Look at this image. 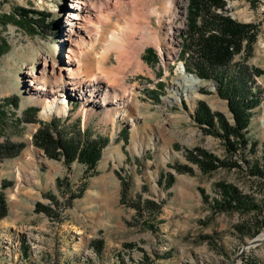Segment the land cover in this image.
<instances>
[{
  "label": "rangeland",
  "instance_id": "374dc122",
  "mask_svg": "<svg viewBox=\"0 0 264 264\" xmlns=\"http://www.w3.org/2000/svg\"><path fill=\"white\" fill-rule=\"evenodd\" d=\"M73 1L0 0V104L5 112L0 143L25 144L17 157L0 163V185L2 180L11 182L6 196L4 193L7 215L0 220V264H264V242L256 241L264 229L254 237L243 234L236 227L246 216L237 212L214 215L202 199L203 194L209 199L217 197L214 185L219 182L232 184L243 193L253 192L260 199L264 193L250 189L256 180L236 168L205 173L185 157L186 151L201 148L220 160L226 158L222 142L206 135L193 120L199 101L205 102L211 111L230 117L214 81H203L185 71L184 65L193 60L189 61L188 56L182 58L183 53L189 56L195 53L187 14L190 0H181L183 19L178 22L182 21V28L174 35L173 53L166 56V49L148 44L141 53L147 70L133 73L134 64L130 61L111 81L110 93L111 88L122 86L130 93L128 99L131 98V103L124 106L128 107L124 109L125 118L115 125L108 121L109 111L85 119L80 94L58 101L68 102L65 114L47 116H41L42 106L28 95L27 73H37L44 58L62 57L63 39L68 33L65 21L73 11ZM92 1L100 5L106 0ZM108 1L110 9L117 4V0ZM120 1L125 4L128 0ZM263 3L264 0H226L223 10L216 11L256 28L250 55L245 57L244 42L229 66L231 75L241 64L264 71ZM18 8L27 11L28 22L18 19L15 10ZM33 12L44 14L46 26H34ZM151 21L154 22L153 18ZM108 22L118 23L109 32L127 24L130 43L136 44L140 39L143 22L135 11L125 9L122 16L113 13ZM131 56L133 53L124 55L123 62L131 60ZM63 60L62 57L61 64ZM118 67L116 54L112 53L106 70ZM183 75L186 81L199 82L192 90L196 99L191 104L186 96H178V101L166 104L164 99L171 93L174 81ZM255 84L260 88L261 101L253 110L247 137L260 145L264 142V73L255 77ZM11 98H17V108L11 106ZM5 99L7 102H1ZM136 103L139 107H134ZM30 107L37 108L36 123H30V113L25 112ZM52 121L61 131L80 134L85 131L92 139L107 141L96 174L85 176V168L77 163L68 172L62 162L48 159L41 149L33 146L32 136L40 123ZM259 145L254 157L261 155ZM185 165L192 173L178 174L171 168ZM164 174L174 175L169 188L165 187L164 179L159 181ZM66 175L73 191H78L83 183L86 185L82 197L70 206L60 205L69 195L60 193L55 185L56 178ZM118 175L130 184V201L141 196L160 205L155 218L147 219L146 212L139 217L130 204L120 202ZM15 188L26 194H20V205L10 199ZM49 194L55 195L59 205L45 197ZM37 202L49 206L55 212L53 217L36 212ZM94 241L102 242L100 253L93 247Z\"/></svg>",
  "mask_w": 264,
  "mask_h": 264
},
{
  "label": "trees",
  "instance_id": "16d2710c",
  "mask_svg": "<svg viewBox=\"0 0 264 264\" xmlns=\"http://www.w3.org/2000/svg\"><path fill=\"white\" fill-rule=\"evenodd\" d=\"M226 0H190L187 14L189 22V32L192 37V45L195 47V55L189 56L184 52L182 58L190 57L191 64H185V71L193 73L203 81H211L217 85L218 96L226 102L230 117L223 113L213 112L205 102L199 101L193 116V120L203 128L206 135L218 138L224 146L226 158L220 160L213 154L201 149L194 148L186 151V159L192 164H196L205 172H212L218 168H236L245 171L248 178L255 183L250 189L264 193V142L260 145L257 141H252L247 137L248 129L253 110L258 106L261 99L260 88L255 84V77L261 76L264 71L260 69H250L241 64L237 66L235 74L231 75L230 64L236 54L240 53L244 44L245 57L249 56L252 45L255 41V25L239 23L229 16L219 14L222 11ZM264 4V3H263ZM19 14V20L28 22L27 11L15 9ZM36 17L31 19L35 27L46 26V19L42 13L33 12ZM14 17V16H13ZM45 17V16H44ZM46 18V17H45ZM153 60L157 61L153 50L149 49ZM8 99L1 100L5 103ZM12 107L17 108V98L9 99ZM26 114L30 113V123H36L34 117L37 112L36 107L26 109ZM3 108L0 104V125L4 126ZM231 119V122L230 120ZM34 147L41 149L48 159L62 162L68 172H71L72 165L77 163L82 165L85 176L96 174V168L102 155V150L107 141L101 138L92 139L83 131L65 132L59 130L56 122L49 124L40 123L39 128L32 136ZM258 145L260 146V156L254 157ZM24 143H13L5 141L0 143V163L8 158H15L24 149ZM239 159V162L236 161ZM176 173H192L188 166L171 167ZM120 202L130 204L139 217H143L146 212L147 219L155 218L160 211V205L151 200H144L137 196L134 201L128 199L130 184L120 177ZM164 179L166 188L171 187L174 182V175L164 174L160 180ZM55 185L60 193L69 195L63 204L70 206L72 202L81 198L86 185L83 183L78 191H73L69 178L66 176L55 179ZM11 186V182L2 180L0 185V220L7 215V203L4 190ZM214 190L218 196L209 199L203 194V202L208 206L212 214L234 213L246 216L237 225V229L244 233H249L252 237L257 236L264 229V197L257 199L253 192L243 193L236 186L219 182L215 183ZM47 199L59 205L55 195H45ZM36 212H44L53 217L55 213L49 206L37 202ZM145 215V214H144ZM101 241H94L93 247L100 253ZM26 254L27 249L24 248Z\"/></svg>",
  "mask_w": 264,
  "mask_h": 264
},
{
  "label": "bare ground",
  "instance_id": "6f19581e",
  "mask_svg": "<svg viewBox=\"0 0 264 264\" xmlns=\"http://www.w3.org/2000/svg\"><path fill=\"white\" fill-rule=\"evenodd\" d=\"M139 1L128 0L124 4L117 0V4H113V9H110L108 0L100 5L92 0L73 1V11L68 14L65 21L68 28V33L63 39L65 48L60 55L65 60L61 64L62 57L61 59L44 58L42 67L37 73H27L28 95L42 106L41 116L65 114L68 102L58 101L64 97L70 98L72 95L80 94L85 119L94 117L97 112L102 115L108 111L111 113L108 121L113 125L119 119L125 118L124 109L128 107L124 106L131 99H128L130 93L122 86L111 88L110 93L109 86L113 87L111 81L121 73L120 69H125L131 64L130 61L134 64H132L133 73L147 70L141 61V53L148 44L158 49L160 47L166 49L165 55L170 56L175 43L174 35L182 28V21L178 22L183 19L181 0ZM125 9L135 11L143 22L140 39L136 44H133V41L130 43L127 24L122 27L118 25L115 32H109L118 24L121 17L114 25H111L112 22H108V19L113 13L124 15ZM152 18L154 22L151 21ZM145 38L150 40L145 41ZM97 45L98 50L95 51ZM112 53L116 54L119 67L106 70V63ZM129 53H133V56L124 63L123 56H129ZM186 80L183 75L174 81L170 89L171 93L164 99L166 104L178 101V96H186L187 101L192 104L196 99L192 90L199 85V82ZM50 97H53V100ZM134 107L139 106L136 103ZM256 241L264 242V232L256 238Z\"/></svg>",
  "mask_w": 264,
  "mask_h": 264
},
{
  "label": "crops",
  "instance_id": "0c3cea01",
  "mask_svg": "<svg viewBox=\"0 0 264 264\" xmlns=\"http://www.w3.org/2000/svg\"><path fill=\"white\" fill-rule=\"evenodd\" d=\"M7 189L4 190V193L6 192ZM22 192H23L22 189L15 188L14 194H12L11 197H10L11 201H13L14 204L20 205V199H21L20 194H25V193H22ZM5 196H6V193H5Z\"/></svg>",
  "mask_w": 264,
  "mask_h": 264
},
{
  "label": "water",
  "instance_id": "95a60500",
  "mask_svg": "<svg viewBox=\"0 0 264 264\" xmlns=\"http://www.w3.org/2000/svg\"><path fill=\"white\" fill-rule=\"evenodd\" d=\"M254 240V239H253Z\"/></svg>",
  "mask_w": 264,
  "mask_h": 264
}]
</instances>
